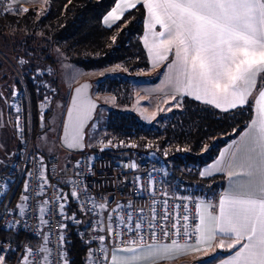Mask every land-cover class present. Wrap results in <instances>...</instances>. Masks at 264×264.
I'll list each match as a JSON object with an SVG mask.
<instances>
[{
    "label": "snow or ice",
    "instance_id": "6c2138e0",
    "mask_svg": "<svg viewBox=\"0 0 264 264\" xmlns=\"http://www.w3.org/2000/svg\"><path fill=\"white\" fill-rule=\"evenodd\" d=\"M21 2L22 0H0V7L4 8L5 14L12 11L17 14L29 12L28 8L19 6ZM10 4L16 7L12 8ZM138 5L143 6L147 14L148 34L144 37V45L156 63L167 62L168 83L175 89V94L171 97L175 103H170L169 111L172 107L180 106L181 97L190 96L225 112L251 103L254 117L246 126L247 130L231 159L225 163L224 154L221 153L222 159L215 165L216 170L220 171V165L225 164L230 181L234 177L242 178L238 190L230 186V190L220 196L218 206L208 205L203 211L198 206L199 222L193 232L188 230L189 215L183 216V225H180L178 218L170 216V211L174 209H168L167 199L164 200L163 214L154 213L152 220L148 222L151 229L149 243H145L148 230L141 233L139 230L142 223L133 222L131 216L127 221L120 220L121 224L134 223L137 231L128 228L133 236L130 240H125L110 225L101 228L106 233L99 235L101 242L120 237L122 247L114 248L110 259L107 254L102 260L98 258L99 264H156L157 261L172 258L173 250L192 248L194 245V250L199 251L201 244L210 246L217 236L228 238L231 242L226 244L225 239H220L216 247L235 250L234 255L222 261V264H264V0H118L104 22L109 28L118 26L125 13L129 9H136ZM157 26L160 31H156ZM169 56L172 57L170 61ZM20 63L24 61L21 60ZM88 87L85 84L75 89L76 95L67 112L63 139L68 148L83 147L82 129L90 119L92 109L96 107L91 99L81 95ZM16 94L15 91L12 92L13 96ZM0 100L6 102L7 98L0 93ZM16 112H20L19 107ZM16 128L17 131L23 130L19 115L16 118ZM127 146L136 147L134 144ZM40 165L44 168L43 160ZM37 178L42 181L39 187L47 186L46 177L42 173ZM28 191L29 184L26 182L21 197L23 201L30 199ZM69 195L80 199L76 191ZM91 199L87 197L83 204ZM67 200L68 196L61 192L57 198L61 214ZM93 205L101 209L106 207V203L97 205L95 201ZM174 208H178V205ZM80 210L92 211L83 206ZM39 211L44 212L45 209L41 207ZM4 213H8L7 206ZM175 217H179L178 212H175ZM111 218L109 215L108 219ZM170 219L173 239L168 242L167 224ZM41 221L49 224L46 219L41 218ZM96 222L100 223L99 220ZM157 224L165 238L163 243L157 242ZM60 228L59 235L63 242L64 225L61 224ZM181 235L187 240L184 245L179 243ZM44 239L47 242L46 236ZM57 247L61 249L58 256L62 258V244ZM6 251L8 250L0 247V264H5ZM101 251L107 253V249ZM43 252L48 255L43 256L42 260L45 264H51V251L43 246L36 253L31 248L26 249L21 264H36V261L29 260V256ZM117 253L131 255L118 256Z\"/></svg>",
    "mask_w": 264,
    "mask_h": 264
},
{
    "label": "trees",
    "instance_id": "16d2710c",
    "mask_svg": "<svg viewBox=\"0 0 264 264\" xmlns=\"http://www.w3.org/2000/svg\"><path fill=\"white\" fill-rule=\"evenodd\" d=\"M117 1L46 0L42 14L33 6L27 13L12 12L0 16V32L6 28L15 32V53L27 60L25 81L33 107L38 111V104L45 103L48 95L55 92V101L61 91L57 80H49L53 85L50 90L49 78L34 70L40 65L56 68L60 62L56 58L57 51L66 61L85 71L119 68L115 74L99 77L97 82L91 80L93 93L112 94L118 105L107 114L103 143L109 144L110 150L101 154L114 159L131 157L134 153L157 156L166 165L168 182L185 180L194 196L210 198L211 193L222 189L224 183L218 182L222 177L205 179L200 177V170L216 158L222 147L243 134L252 120V104L221 112L184 97L179 109L166 111L151 123L143 122L130 110H122L120 107L131 106V82L135 81V73L152 68L141 41L145 18L143 6L138 5L126 13L118 26L104 25V17ZM15 84L18 89L21 87L20 82ZM52 108L44 114L46 125ZM12 130L14 136L13 124ZM133 144L136 147L127 146ZM93 150L99 152V147ZM5 237L18 238L0 229V239ZM66 238L68 264H87L88 247L70 225L66 228Z\"/></svg>",
    "mask_w": 264,
    "mask_h": 264
},
{
    "label": "built area",
    "instance_id": "2783aa9c",
    "mask_svg": "<svg viewBox=\"0 0 264 264\" xmlns=\"http://www.w3.org/2000/svg\"><path fill=\"white\" fill-rule=\"evenodd\" d=\"M9 6L12 7L11 4ZM2 15H5V12L4 8L0 7V16ZM20 83L19 89L15 87L12 90L11 87V91L17 94L11 96L8 102L13 115L15 148L5 164L6 167L3 170L0 168V229L18 237L0 239V247L8 250L5 252V264H21L26 249L31 248L36 253L41 246L50 249L51 264H68L66 228L69 225L88 247L87 264H99L98 258L102 260L107 254L110 259L113 249L122 247L120 237L101 242L98 239L99 235L106 234L101 228L110 225L120 232L125 240H130L133 236L128 228L137 231L135 225L121 224L120 220L127 221L131 216L133 222L142 223L139 230L141 233L148 230L145 243H149L151 229L148 222L152 220L154 213L163 214L165 199L168 200V209H174L170 211V216L178 218L180 225H183L185 223L183 216L189 215L188 230L194 231L195 225L199 222L200 198L194 196L192 189L186 186L185 180L168 182V170L159 157L134 153L131 157L114 159L102 155L100 151L87 150L80 153L66 151L65 154L40 153L35 147V138L45 123L44 114L48 109V100L45 99V103L38 104L36 118L33 117L29 89L22 79ZM17 107L20 108L19 113L16 112ZM17 115L20 116L22 131H17L16 128ZM103 146L109 147L110 150L109 144L98 147ZM41 160L44 168H41ZM41 173L47 180V186L44 188L39 187L42 181L37 178ZM26 182L29 184L27 195L30 199L23 201L21 197ZM72 191H76L80 199L72 198L69 195ZM61 192L68 196L63 214L57 201ZM87 197L92 199L83 204ZM184 197L188 199H183ZM44 201L49 203L45 204ZM93 201L97 205L106 203V207L104 209L94 207ZM18 205L23 211L21 207H17ZM177 205L178 208H174ZM5 206L8 208L7 214L4 213ZM82 206L92 211L82 212L80 210ZM41 207L45 209L44 212L39 211ZM175 212L179 213V217H175ZM109 215L112 217L110 220ZM41 218L48 220L49 224H44ZM97 220L100 221L99 224ZM61 224L64 225L63 242L59 235ZM155 230L158 235L157 242H165L159 224ZM167 231V241L170 242L173 239L172 219L168 221ZM45 236L48 238L47 242ZM179 243L181 245L187 243L183 235L180 236ZM60 244L63 250L62 258L58 256L61 249L57 245ZM102 249H107V253L102 252ZM45 255L48 253L30 255L29 260L36 261V264H45L42 260Z\"/></svg>",
    "mask_w": 264,
    "mask_h": 264
},
{
    "label": "rangeland",
    "instance_id": "374dc122",
    "mask_svg": "<svg viewBox=\"0 0 264 264\" xmlns=\"http://www.w3.org/2000/svg\"><path fill=\"white\" fill-rule=\"evenodd\" d=\"M22 5L24 8H28L29 10L30 8L33 7L32 5H28V4H22ZM35 7L38 8V13L40 14H42L45 10V5L43 2L39 5H36ZM160 30L161 29L159 28V26H157L156 31H160ZM146 34L148 33H147V14L145 9V19H144L143 31L141 34V41L145 51L147 52V57L151 58L148 54L147 48L144 45V37ZM16 40L17 37L15 35V32L12 31V29L6 28L4 32H0V59L4 63V66L7 69L5 71L6 72L5 78L7 79V82H3L5 84L4 86H1L2 89H0V92L4 95V97L7 98V101L5 102L4 100H0V103L4 102L6 106L8 105V102H10L11 96L13 97V95L10 94V92L5 87V85H7L9 82L12 83L11 87L13 90V88L15 87L18 88V85L15 83L20 82L21 79L25 83L27 82V80L25 81V72H26L25 69L27 68L25 66L27 65L26 64L27 60L25 58L18 57L17 54L15 53ZM57 56L56 58H58L60 62L58 63V66L56 68L52 66L40 65L38 68L34 69L35 71H38L37 73L41 75L43 74L46 78H49L48 79L49 89L53 88V85L49 81L51 79L58 81L60 85L59 90H61L60 93L57 94L58 97L55 99V101H54V96H56L54 95L55 92L53 94H50V92L48 93L50 95H48V97L46 98L48 100L47 108L51 109L53 107L52 108L53 112L51 113L47 125L45 123L43 124V128L39 130V133L35 138V147L40 152L46 154L58 153V152L65 154L67 151L61 147L59 137L63 124L64 115L68 105L67 99L69 98V94L72 90V87L78 84L82 80L90 79L97 82V79L99 77L105 74H115L116 72L119 71V68L117 67L109 68L106 70L85 71L83 68L79 67L78 65L66 61L65 57L61 54V52L57 51ZM171 59L172 57L169 56V61ZM21 60H23L24 63H20ZM166 64L167 62H160L159 64V66L161 65V69L159 70L160 72L163 71V68ZM147 72L135 73L134 76L136 78L133 79L135 81L131 82L133 87L131 106H123L120 108L122 110H130L134 112L143 122L151 123L154 120H156L160 114H164L166 113V111L169 112L168 108L170 107V103L174 104V102L171 101L172 96H167L166 98H164L165 99L164 100L163 98L160 99L159 97L143 94L144 92L142 89L141 90L143 93L140 92L141 91L140 87L144 86L145 84L143 83L140 84L139 82L144 81L143 78H146ZM3 81L5 80L3 79ZM34 82H36V80H34ZM93 95L96 99H98L101 102V106L98 109L93 124L89 127V130L87 131L88 138H87L86 150L90 152H94L93 150L94 148H97L98 146L104 144L103 142H104V136L106 134L105 124L107 121V114L111 108L118 106L115 101V97L112 94H103V93L95 92L93 93ZM175 108L179 109L180 106L172 107L171 109H175ZM31 110L33 113V117L36 118V112H35L36 110L34 109L32 102H31ZM11 119H12V114H11ZM14 146H15V139H14V143H12V149ZM218 182L225 184V179L222 177ZM199 261L201 262V264L213 263L211 257H206L205 260L201 258ZM190 264H195V262L191 261Z\"/></svg>",
    "mask_w": 264,
    "mask_h": 264
},
{
    "label": "crops",
    "instance_id": "0c3cea01",
    "mask_svg": "<svg viewBox=\"0 0 264 264\" xmlns=\"http://www.w3.org/2000/svg\"><path fill=\"white\" fill-rule=\"evenodd\" d=\"M45 1L46 0H22L21 4L19 6H21L22 4H28V5L36 6V5L41 4L42 2L44 3ZM115 6H116V4H115ZM12 7H16V5H14V6L12 5ZM131 10L132 9H129L126 13H128ZM107 14H106V16H107ZM103 22H104V19H103ZM104 25L106 27H108L105 22H104ZM149 61L151 62L150 65H151L152 69L146 73V78H143L144 81L139 82L140 84L141 83L145 84L144 86L140 87V90L142 89L144 93L142 92V90L140 92L143 94H146V95L159 97L160 99L161 98L164 99L167 96H173L175 94V89L172 85H170L168 83L169 73H168V70L166 68V65L164 66L163 71L160 72L159 71L161 69V65L159 66L160 63H156L153 58H149ZM6 70L7 69L4 66V63L0 59V89H2L1 86H4V84H5L3 82H7V79L5 78V76H6L5 71ZM3 79L5 81H3ZM11 85H12V83H10V82L7 85H5V87L8 89L10 94L12 92L11 88H10ZM184 97H188L192 100H195L194 98H192L190 96H183L180 98V102L183 100ZM172 102L175 103V101H172ZM199 102L204 103L203 101H199ZM210 106H212V105H210ZM252 107H253V105H252ZM171 110H173V109H171ZM217 110H219L221 112H225V111H222L221 109H217ZM232 110H235V109H231L229 111H232ZM229 111H227V112H229ZM11 114H12V112L9 108V105L6 106V104L4 102L0 103V150H1L0 168H1V170H3L6 167L5 164H6L7 160L9 159V156H11L12 150L15 148V146H14L12 149V143H14L12 124L14 125V123H13V115H12V119H11ZM253 117H254V109H253L252 119H253ZM5 119H6V122H5ZM243 134L240 137H238L236 140H233V141L229 142L228 144H226L224 147H222L219 150L216 158L211 163H209V164H207L201 168L200 177H202V178L207 179V178H214V177H223L225 179V184L223 185L222 189L219 192H217L215 194L211 193V197L207 198V199L200 198L199 206H200L201 211H203L208 205L218 206L220 196L223 193L229 191L230 186L236 187L237 190L239 189V185L242 182V178L241 177H234L233 181H230L229 177L227 176V168L225 167V164L220 165V169H221L220 171L216 170L215 165L217 164L218 161H220L222 159L221 153L224 154L223 160L225 163L231 159V155L235 151L236 146L241 143ZM12 136H13V138H12ZM201 173H205V175H201ZM209 210H211V209H209ZM198 219H199V216H198ZM220 239H225L226 244L231 242L230 239H228V238H225L222 236H217L216 241L212 242L210 246L207 244H201L199 246L200 247L199 251L194 250V248H191V249L190 248H183L180 250H173L171 252L172 258L162 260V261H157L156 264H190L191 261H194L195 264H201V262L199 260L201 258L205 260L206 257H211V260H213L212 264H222V261H225L230 256L234 255L235 250L216 247V244L219 242ZM117 255L118 256H129L131 254L130 253H117ZM110 257H111V255H110ZM212 258H214V259H212Z\"/></svg>",
    "mask_w": 264,
    "mask_h": 264
},
{
    "label": "water",
    "instance_id": "95a60500",
    "mask_svg": "<svg viewBox=\"0 0 264 264\" xmlns=\"http://www.w3.org/2000/svg\"><path fill=\"white\" fill-rule=\"evenodd\" d=\"M85 84L89 85V87L87 89H84V91L81 93V95L87 96L89 99H91L96 104V107L92 109L90 119L85 122L84 127L82 129V145H83V147H81V148H68L67 145L64 143V139H63V137H64L63 125L67 121L68 109L71 107L72 99L76 95L75 89L78 87H81ZM100 106H101V102L98 99H96L93 95V83L90 79L82 80L78 84H76L72 87L69 102H68V105L66 108L64 119H63L60 137H59L60 145L63 149H65L69 152H73V153H80V152H84L86 150V148H87V131H88V128L93 123V121L95 120L96 114H97ZM108 150H109V147H106V146L99 148L100 152H105Z\"/></svg>",
    "mask_w": 264,
    "mask_h": 264
}]
</instances>
